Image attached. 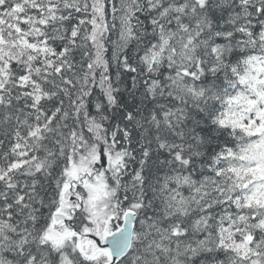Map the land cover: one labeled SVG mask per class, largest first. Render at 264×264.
<instances>
[{
  "label": "snow or ice",
  "instance_id": "snow-or-ice-1",
  "mask_svg": "<svg viewBox=\"0 0 264 264\" xmlns=\"http://www.w3.org/2000/svg\"><path fill=\"white\" fill-rule=\"evenodd\" d=\"M0 264H264V0H0Z\"/></svg>",
  "mask_w": 264,
  "mask_h": 264
}]
</instances>
